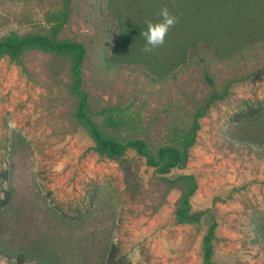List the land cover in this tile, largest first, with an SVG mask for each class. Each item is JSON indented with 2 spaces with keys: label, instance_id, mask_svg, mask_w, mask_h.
Listing matches in <instances>:
<instances>
[{
  "label": "rangeland",
  "instance_id": "obj_1",
  "mask_svg": "<svg viewBox=\"0 0 264 264\" xmlns=\"http://www.w3.org/2000/svg\"><path fill=\"white\" fill-rule=\"evenodd\" d=\"M108 2L72 0L60 35L87 49L84 88L97 121H103L98 112L105 107L117 109L138 127L127 126L124 135L144 138L156 151L171 132L193 124L213 91L230 86L229 96L201 120L188 166L174 173L197 177L192 206L206 214L201 225L177 222L185 187L172 186L134 151L114 160L99 157L76 117L70 59L44 50H26L23 67L0 57V189L12 167V183L29 189L44 209L43 228L61 230L56 215L78 219L90 210V224L98 221L100 232L112 237L110 264H202L212 215L219 225V264H264V144L244 146L239 133L264 109V40L222 60L202 46L184 66L159 77L143 64L112 60L120 28ZM60 10L64 0H0V39L46 33L48 14ZM228 133L233 141L225 138ZM5 195L0 192V206ZM0 258L36 264L2 252Z\"/></svg>",
  "mask_w": 264,
  "mask_h": 264
},
{
  "label": "trees",
  "instance_id": "obj_2",
  "mask_svg": "<svg viewBox=\"0 0 264 264\" xmlns=\"http://www.w3.org/2000/svg\"><path fill=\"white\" fill-rule=\"evenodd\" d=\"M71 5L72 0H64V10L48 14L46 33H11L0 39V57L7 56L19 67H23L22 54L26 50H44L68 57L71 61L70 89L77 100L76 117L90 134L95 144L94 151L101 159L110 160L134 151L172 186H184L177 222L200 226L206 214L193 211L192 206V198L199 188L197 177L174 173L188 166L191 151L199 141L201 120L215 103L229 96L230 86L224 93L213 91L206 104L197 109L193 124L186 130L171 132L168 142L153 151L146 139L124 135L126 127L134 122L117 109L105 107L98 112L103 121H97L90 95L84 88L87 49L83 43L60 39L69 22ZM108 7L118 16L120 28L112 60L126 65L143 64L159 77L168 76L184 66L191 53L202 46H208L222 60L238 55L247 45L251 49L264 40V0H109ZM164 7L177 17V22L163 45L145 52L146 41L142 35L146 29L145 22L158 21L159 12ZM206 77L214 86L210 75ZM250 122L243 131H239L242 134L240 141L244 146L252 142L264 144V109ZM132 129L137 130L138 127L133 125ZM225 138L228 141L235 139L229 133ZM15 173L11 167L9 181L4 189H0L7 197L6 205L0 206V252L36 264H110L112 237H107L104 229L100 232L98 221L90 224L93 220L90 219V210L78 219L64 213L56 215L60 219L61 230L49 225L43 228L41 225L46 221L42 217L47 218L43 216L44 209L38 208L34 199L28 196L31 195L29 189L22 190L24 186L12 183ZM218 226L212 215L210 228L202 242V264H219L215 260ZM258 231L262 233L260 227Z\"/></svg>",
  "mask_w": 264,
  "mask_h": 264
},
{
  "label": "clouds",
  "instance_id": "obj_3",
  "mask_svg": "<svg viewBox=\"0 0 264 264\" xmlns=\"http://www.w3.org/2000/svg\"><path fill=\"white\" fill-rule=\"evenodd\" d=\"M159 17L158 21L147 20L145 22L146 29L142 32L146 41L145 52H151L153 48L163 45L170 29L177 22V17L172 15L167 7L160 10ZM0 264H7V259L0 258Z\"/></svg>",
  "mask_w": 264,
  "mask_h": 264
}]
</instances>
